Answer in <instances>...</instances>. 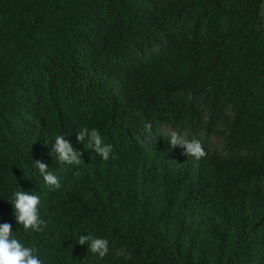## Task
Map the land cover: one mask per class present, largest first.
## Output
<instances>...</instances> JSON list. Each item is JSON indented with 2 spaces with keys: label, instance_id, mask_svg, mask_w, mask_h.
Wrapping results in <instances>:
<instances>
[{
  "label": "trees",
  "instance_id": "trees-1",
  "mask_svg": "<svg viewBox=\"0 0 264 264\" xmlns=\"http://www.w3.org/2000/svg\"><path fill=\"white\" fill-rule=\"evenodd\" d=\"M262 2L0 0V224L42 264H264ZM164 126L207 155L170 150ZM57 135L79 164L51 153ZM18 190L39 196L42 231L17 223Z\"/></svg>",
  "mask_w": 264,
  "mask_h": 264
},
{
  "label": "clouds",
  "instance_id": "clouds-1",
  "mask_svg": "<svg viewBox=\"0 0 264 264\" xmlns=\"http://www.w3.org/2000/svg\"><path fill=\"white\" fill-rule=\"evenodd\" d=\"M144 128L146 131H151L152 124L150 122L145 123ZM75 136L78 143L83 144L86 141L87 147L100 155L103 160L107 161L109 159L112 150L111 145L104 143L97 129L93 128L90 130L87 127H83L75 133ZM168 145L170 150L180 148L183 150L182 155L191 156L195 160H200L207 155L199 140L188 141L178 136L174 131L170 133ZM51 153L56 155L59 162L66 164H79L83 154L81 151L76 150L63 135L55 137ZM33 165L38 169L46 185L53 188L61 187L57 176L48 170L49 166L46 163L40 160H33ZM11 204L17 223L25 231L30 229L37 232L42 231L41 225H44L45 221L39 218V196L18 190L12 194ZM12 233L11 224H0V264H42V260L35 254L37 249L34 246L26 247L19 239L13 238ZM77 243L79 245H87V251L98 254L100 258H103L109 251L106 239L94 238L91 234L80 235Z\"/></svg>",
  "mask_w": 264,
  "mask_h": 264
},
{
  "label": "rangeland",
  "instance_id": "rangeland-1",
  "mask_svg": "<svg viewBox=\"0 0 264 264\" xmlns=\"http://www.w3.org/2000/svg\"><path fill=\"white\" fill-rule=\"evenodd\" d=\"M262 12H263V14L260 12V18H261V22L264 23V10ZM161 129L165 133H171V132L174 131V132H176L178 134V132L175 131L170 126H164ZM181 137L186 139L184 135H181ZM209 138H210V141L213 143V145H215L219 150L225 151V149L223 148V139H222V137L220 135H212Z\"/></svg>",
  "mask_w": 264,
  "mask_h": 264
},
{
  "label": "crops",
  "instance_id": "crops-1",
  "mask_svg": "<svg viewBox=\"0 0 264 264\" xmlns=\"http://www.w3.org/2000/svg\"><path fill=\"white\" fill-rule=\"evenodd\" d=\"M264 10V0H263V2H262V7H261V13L263 14V11Z\"/></svg>",
  "mask_w": 264,
  "mask_h": 264
}]
</instances>
